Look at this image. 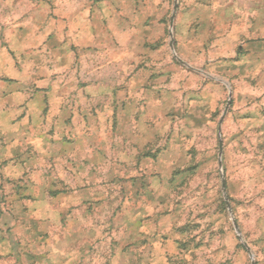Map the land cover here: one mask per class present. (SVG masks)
<instances>
[{
    "label": "rangeland",
    "instance_id": "374dc122",
    "mask_svg": "<svg viewBox=\"0 0 264 264\" xmlns=\"http://www.w3.org/2000/svg\"><path fill=\"white\" fill-rule=\"evenodd\" d=\"M0 264H264V0H0Z\"/></svg>",
    "mask_w": 264,
    "mask_h": 264
},
{
    "label": "water",
    "instance_id": "95a60500",
    "mask_svg": "<svg viewBox=\"0 0 264 264\" xmlns=\"http://www.w3.org/2000/svg\"><path fill=\"white\" fill-rule=\"evenodd\" d=\"M175 7H176V3H174V5H173V10L175 9ZM172 18H173V13H172V16H171V18H170V24H171V22H172ZM219 148H220V146H219ZM235 228H236V225H235Z\"/></svg>",
    "mask_w": 264,
    "mask_h": 264
}]
</instances>
